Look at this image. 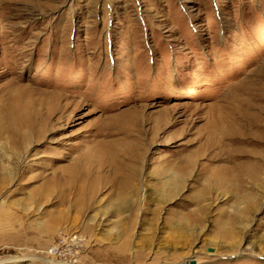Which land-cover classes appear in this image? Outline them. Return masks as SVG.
<instances>
[{
    "label": "rangeland",
    "instance_id": "rangeland-1",
    "mask_svg": "<svg viewBox=\"0 0 264 264\" xmlns=\"http://www.w3.org/2000/svg\"><path fill=\"white\" fill-rule=\"evenodd\" d=\"M2 169L0 264H264V0H0Z\"/></svg>",
    "mask_w": 264,
    "mask_h": 264
},
{
    "label": "bare ground",
    "instance_id": "bare-ground-1",
    "mask_svg": "<svg viewBox=\"0 0 264 264\" xmlns=\"http://www.w3.org/2000/svg\"><path fill=\"white\" fill-rule=\"evenodd\" d=\"M3 172H1V177L4 179L6 177V174L4 173V169H2ZM1 171V170H0ZM114 173V172H113ZM1 180V179H0ZM178 183V178L177 175L175 173H172L171 176L168 177L167 180V188L162 190V193L159 194L162 196V198H167L169 197V194L174 190V188L176 187ZM165 184V183H164ZM131 185V184H130ZM166 186V185H165ZM131 192V191H130ZM160 193V192H159ZM122 195V194H121ZM129 198V197H128ZM115 201H118L117 204H115L113 202V205L118 207L122 204V203H127V194H123L122 196L119 195V197L115 198ZM121 210V209H120ZM171 223H175V222H171ZM181 224V223H180ZM184 224V223H183ZM175 225V224H174ZM183 226V225H182Z\"/></svg>",
    "mask_w": 264,
    "mask_h": 264
}]
</instances>
